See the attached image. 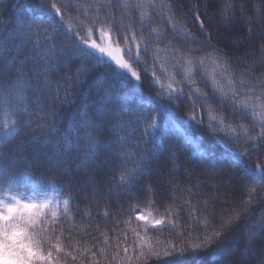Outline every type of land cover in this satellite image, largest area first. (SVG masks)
Listing matches in <instances>:
<instances>
[{
    "label": "trees",
    "instance_id": "16d2710c",
    "mask_svg": "<svg viewBox=\"0 0 264 264\" xmlns=\"http://www.w3.org/2000/svg\"><path fill=\"white\" fill-rule=\"evenodd\" d=\"M53 2L57 7L65 5L59 14L50 7ZM170 3L171 0H0V199L11 202V196H18L34 200L42 195L51 199L46 216L36 221V231L46 233L43 250L46 254L48 248H53L58 264H225L229 256L234 264H240L256 261L264 252V192L254 200L248 198L251 188L264 185V176L256 173V165L264 162V148L240 156L250 146L249 132L253 126L258 132L260 124L239 105L241 98L264 105L260 90L245 87L248 80L242 74L249 70L251 60V55L245 53L250 45L255 48L260 43L259 16L264 0H216L210 5L209 13L223 10L226 16L234 14L240 43L230 57L205 45L196 52L195 60L186 49L195 47L191 44L192 34H199V25L192 13L200 11L204 18L205 0H175L169 11L166 5ZM109 15L121 34L112 35L111 23L101 25L100 21ZM93 26V35L87 37V27ZM101 29L125 49L128 44L122 35L140 34L141 63H133V68L139 71L141 80L137 82L127 73L113 77L108 68L112 62L101 57L91 61V77L74 91L76 65L81 61L61 63L60 49L71 43L69 36L75 32L98 42ZM209 32L212 44L223 49L217 30ZM185 39L189 43L180 47L179 42ZM132 52H136L134 45ZM95 55L100 56L98 52ZM125 57L129 59V55ZM262 72L264 63L257 61L255 74ZM64 77H68L67 82ZM105 78L112 81L113 89L122 90L118 110L125 118H134L141 110L155 115L162 102L157 93L175 95L173 90H183L190 94L175 101L178 107L155 126H146L144 121L134 125L125 119L113 127L99 123L100 114L108 108L104 99L106 86L99 83ZM220 81H231L232 92L222 93ZM49 87L51 93H59L60 99L53 100L51 93L41 91ZM66 93L70 100L62 106L60 101ZM193 102L203 124L187 119L194 110ZM53 107L61 113L55 122L56 130L41 140L38 125L51 122L45 117ZM141 136L151 141L148 147L157 157L154 168L166 159L163 180L141 175ZM172 148H178L177 155L166 158ZM59 154L65 157L63 169L70 180L55 179L49 161ZM117 157L122 167L111 172L106 167L95 176L89 175L96 171L95 159L112 162ZM209 157L213 163L226 157L224 168L234 171L235 166L247 179H230L225 173L217 174V169L197 166ZM240 159L247 163V170H243ZM170 176L176 178V183L166 185L164 180ZM85 180H100L98 187L105 191L94 196ZM220 181L224 187L217 188ZM70 192L73 199L66 212L64 200ZM211 194L215 195L209 199ZM234 205L246 207L247 211L233 221L223 245L190 250L183 256L163 255L171 246L198 243L209 223L213 225L207 229L209 232L220 230L216 226L221 216L228 215L220 208ZM53 207L57 211L55 222L51 217ZM208 208L215 210V217L209 215ZM138 214L146 215L148 220H137ZM160 218L166 223L155 225L153 221ZM181 234L183 240L178 238ZM57 243L60 250H55ZM148 248L159 252L160 258H128L134 254L139 257L141 250ZM124 249H128L127 255Z\"/></svg>",
    "mask_w": 264,
    "mask_h": 264
},
{
    "label": "snow or ice",
    "instance_id": "6c2138e0",
    "mask_svg": "<svg viewBox=\"0 0 264 264\" xmlns=\"http://www.w3.org/2000/svg\"><path fill=\"white\" fill-rule=\"evenodd\" d=\"M216 3V0H205V8L203 11V17L200 11H196L192 13V16L195 22L199 25L198 35L192 34V41L191 44L195 45V47H191L190 49H186L188 54L193 57V60L196 58V52L200 51L201 47L207 45L212 46L217 52H221L224 57H230L232 50L238 46L240 43V38L236 34V21L234 18L233 13H229L227 16L224 14L223 10H217L212 13H209L208 7ZM175 4V0H171L169 5V11H171V6ZM50 7L55 11V13L59 14L61 12V8H64L65 5H61L57 7V4L53 2ZM63 19V17H61ZM83 22H81L82 24ZM101 25L106 23L113 24V31L112 35H119L121 34V30L119 27L115 26L114 19L109 15L106 17L105 20L100 21ZM71 27V25H69ZM175 28V25H173ZM215 28L217 30V38L218 40L224 44V48H220L219 45L212 44V34L209 32V29ZM259 30L262 33L259 36V45L258 47L253 48L250 45L248 53L251 55V60L248 63V71L242 73L247 77L248 83L245 84V87H248L250 90L259 89L262 96H264V72H262L259 76L255 74V68L257 61L264 63V8L261 10V14L259 16ZM103 36L110 35L109 33L103 32ZM94 32L93 27H87L86 29V36L91 37ZM140 34L136 32H132L131 35L123 34L122 39L128 44V47L121 48L118 43L110 40L105 45L98 44L95 40L86 38L84 35H81V32H75L73 35L69 36V40L71 41L70 44H65L60 51L63 55L60 57V62L64 64H72L75 63V59H79L81 64L76 65V80L73 82V90H79L83 87L86 83L87 79L91 77L92 71L94 70V66L91 64V61L100 59L101 57H107L112 63L108 65L109 70L111 71L113 77H122L125 73L130 75L131 78L135 79L137 82H140L141 76L139 71L133 68V63L139 65L140 55H141V44L138 42V36ZM180 47H185L186 44L189 42L187 39L180 41ZM254 44V41H253ZM134 45L136 52H132V46ZM148 49V45L145 44L144 51L146 52ZM99 53L100 56H96L95 53ZM124 55H129V59H124ZM191 63V61H190ZM228 61L225 60V65H227ZM114 65V67L112 66ZM117 69L120 71L117 72ZM200 66L197 64L195 67L196 74L199 73ZM189 71L191 72L192 69L190 68ZM65 81L67 82L68 77H64ZM0 83H2V78H0ZM59 83V82H58ZM101 85L106 86L105 97L104 99L107 100L108 108L105 112L101 113L99 116V123L104 125L110 126H118L123 120L128 119L133 122L134 125H138L141 121H144L146 126L148 124H152L155 126L156 122L160 119H164L169 111L172 108L178 107L175 101H178L182 98L183 95L190 94L183 90H173L175 91V95L170 93H157V97L160 101L156 109L155 115L150 111L145 113L143 110L135 114V117H127L125 118L122 113L119 112V104H120V94L122 90H115L112 88V81L110 79H102L99 81ZM231 83V81H229ZM171 85L169 88L171 89ZM43 92L51 93V88L42 89ZM53 100L60 99L59 93H51ZM166 98V99H165ZM70 100V96L66 93L64 99H62L61 105L67 104ZM207 102V101H205ZM193 111L188 114L187 119L192 121L195 124H203V120L198 119L197 112L195 111V102L192 104ZM235 108V105H233ZM236 111L241 115H245L242 110L236 109ZM61 113L53 107V109L46 114L45 120L47 121L48 118H51V122L41 123L38 127L41 131L38 133L41 140H44L50 132L56 130V120L60 118ZM21 122L24 121V117L21 114ZM31 123V120L28 121ZM47 129V131H44ZM143 141V147L141 148V156L143 160V168L141 175H149L155 179H164L163 173L164 170L167 168L166 159L162 160L158 167H153L156 161V155L152 151H150L148 145L151 143L150 140L145 139L143 136L139 138ZM248 141L250 142V146L245 148L240 156L247 155L249 152L257 151L261 148H264V123L260 125V130L257 132L255 131V126L248 135ZM139 146V145H138ZM178 153V148L169 149L166 153V158L175 157ZM226 159V157L224 158ZM224 159L216 160L213 163V158L209 157L207 161H200L198 162V167H205L207 166L209 169H217V174L225 173L228 178H235L240 177L242 181L246 180L247 178L242 175L241 169H235L233 166L234 171H230L224 168ZM50 164L52 165V169L55 173L56 180H70L68 173H66L63 169L65 163V157L62 154H59L56 158L50 159ZM95 165L96 171L90 172V176H95L96 172H102L107 167L109 172L116 167H122V163L119 161L117 157L115 161L108 162L105 160H101L99 158L93 161ZM239 163L242 165L243 170H247L248 165L242 159L239 160ZM187 171H192L191 166ZM256 173L264 176V162L256 165ZM101 183L100 180H85V186L91 187L92 193L94 196H100L103 194L101 188L98 185ZM107 183H111V178L108 179ZM166 185H170L176 183V178L170 176L169 179L164 180ZM201 183H208L206 180H201ZM149 184L146 187H149ZM217 188L224 187L223 181L218 182L215 185ZM106 191L111 194V189L108 188ZM262 192H264V185L260 186V189L255 187L251 188L248 191V198L249 201L254 200L257 196H259ZM143 195V193L141 194ZM155 195V193H152ZM215 194H211L209 199ZM73 199L72 193L68 194V199L64 200V210L68 211V203L69 200ZM11 202H6L3 199H0V232H4L7 229H11L13 233L17 236H24L27 235L29 237V244L27 248L23 251V253L18 252L12 245H7L8 253L11 257L15 259L22 260L24 264H58V261L55 260L53 257V248H48L47 253L45 254L43 250V244L45 240L48 238L46 233L43 230L40 232L36 231V221L41 217L46 216V210L50 208L51 199H45L43 202H38L33 199L24 200L18 196H11ZM92 201H89V204H92ZM107 206V205H106ZM88 207V205H86ZM210 216L215 217L216 212L212 208L206 209ZM227 211L228 215L221 216L220 223L216 226L220 230H212L209 232L208 228H213V225L209 223L207 228L204 229L205 235L203 239H200L198 243L187 244L184 247L177 248L176 246H171L168 248L163 255L164 256H173L179 255L183 256L185 253L196 250H202L206 247H210L213 244L216 245H223L227 238L230 235L229 229L232 226L233 221L238 220L241 217V214L247 211L246 207L241 206H231L227 209L224 207L220 208V212L223 213ZM51 217L52 221L55 222L57 218V211L53 207L51 209ZM137 220L140 221H147L148 217L144 214H138ZM43 219H41V223H43ZM155 225H161L166 223L163 218L156 219L153 221ZM32 228V232H29V228ZM179 239L183 240L184 236L181 234ZM145 241H142V244ZM55 250H60L59 243L56 244ZM125 254L127 255L128 249H124ZM95 256V253H93ZM156 256L158 259L160 258V253L153 251L151 248L142 249L140 256L136 257L135 254L133 256H129L130 260L132 259H141L143 260L144 257H151ZM225 264H234L231 256L228 257ZM240 264H264V252H262L259 258L256 261L252 262H240Z\"/></svg>",
    "mask_w": 264,
    "mask_h": 264
},
{
    "label": "rangeland",
    "instance_id": "374dc122",
    "mask_svg": "<svg viewBox=\"0 0 264 264\" xmlns=\"http://www.w3.org/2000/svg\"><path fill=\"white\" fill-rule=\"evenodd\" d=\"M110 40L114 41L115 43H118L115 39H112L110 36H103V35L100 36V39L97 43L103 46L107 44ZM118 44L120 45L121 48H123L120 43ZM124 59H126L125 55H124ZM220 82L223 83L219 87L222 93L232 92L233 88L230 85V83H228L227 81H220ZM239 105L243 109L250 111L258 124L261 125L262 123H264V105L263 104L255 102L249 98H241L239 100ZM46 197H47L46 195H42L40 197L35 198L34 200L41 202V201H44Z\"/></svg>",
    "mask_w": 264,
    "mask_h": 264
},
{
    "label": "clouds",
    "instance_id": "9594fccd",
    "mask_svg": "<svg viewBox=\"0 0 264 264\" xmlns=\"http://www.w3.org/2000/svg\"><path fill=\"white\" fill-rule=\"evenodd\" d=\"M28 244L29 237L27 235L17 236L10 228L0 232V264H24L22 260L11 257L6 246L12 245L16 251L23 253Z\"/></svg>",
    "mask_w": 264,
    "mask_h": 264
},
{
    "label": "bare ground",
    "instance_id": "6f19581e",
    "mask_svg": "<svg viewBox=\"0 0 264 264\" xmlns=\"http://www.w3.org/2000/svg\"><path fill=\"white\" fill-rule=\"evenodd\" d=\"M250 112V111H249ZM252 114V113H251Z\"/></svg>",
    "mask_w": 264,
    "mask_h": 264
}]
</instances>
